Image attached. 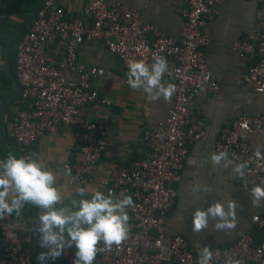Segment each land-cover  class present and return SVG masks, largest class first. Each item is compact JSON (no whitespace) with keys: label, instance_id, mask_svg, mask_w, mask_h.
Listing matches in <instances>:
<instances>
[{"label":"built area","instance_id":"2783aa9c","mask_svg":"<svg viewBox=\"0 0 264 264\" xmlns=\"http://www.w3.org/2000/svg\"><path fill=\"white\" fill-rule=\"evenodd\" d=\"M223 1L187 0L182 10L183 25L174 38L123 1L93 0L82 8V18H70L62 0H41L17 44L14 66L21 88L10 135L23 156H29L27 149L41 133L77 128L80 146L66 165L71 182L86 183L92 178L94 166L106 151L109 131L106 123L90 120L84 112L91 103H110L94 86V79L104 76L105 71L99 66L79 64L77 48L101 43L126 69L129 60L151 64L153 56H163L169 63L170 71L165 76L176 85L170 113L158 124L142 129L139 142L145 149L144 156L128 165L111 164L100 181L107 194L121 191L132 197L129 238L110 251L98 252L93 264H197L199 249L205 245L215 253L212 264H225V251L243 264H264V216L259 214L251 216L253 227L249 231L223 246H197L180 234L166 236L164 232L163 223L173 208L176 183L189 145L202 139L208 129L196 99L203 90L211 94L219 90L203 48L210 43L207 22ZM260 14L258 40L242 36L232 44L239 58L242 83L255 92H264V0ZM59 36L66 37L64 56L56 60L48 52V45ZM263 129L264 112L245 113L224 127L214 140L217 152H228L229 159L237 164L248 162L245 176L236 177L242 188L264 186V159L253 158L254 149L243 137ZM1 140L0 127V160H5ZM40 211L36 208L35 227ZM256 231L262 233L259 238ZM32 243L31 225L12 214L0 218V264H39ZM98 247L102 248L103 242ZM75 251V247L65 250L61 256L65 264H73Z\"/></svg>","mask_w":264,"mask_h":264},{"label":"crops","instance_id":"0c3cea01","mask_svg":"<svg viewBox=\"0 0 264 264\" xmlns=\"http://www.w3.org/2000/svg\"><path fill=\"white\" fill-rule=\"evenodd\" d=\"M92 1L62 0L70 18H82V8ZM119 1L137 9L143 18L161 29L164 34L174 38L179 36L184 20L182 10L186 7L187 0ZM260 7L261 0H224L218 12L207 22L206 31L210 43L203 48V53L214 79L219 83V90L213 94L203 90L196 99V106L201 116L206 119L208 129L202 139L189 145L187 158L180 171V180L176 183L177 195L173 208L163 223L166 236L180 234L197 246L206 243L223 246L235 241L253 227L252 215L264 216V206L260 208L251 206V188H242L238 185L232 172L233 166L237 163L229 159L231 163L227 167L218 169V166L209 159L211 153L217 152L214 149V140L224 127L229 126L241 114L257 115L264 112V92H255L242 83L239 58L232 49L233 42L242 36H247L254 42L258 40ZM26 18L22 19L18 13H8L0 9V27L15 25L16 28ZM65 39L66 37L59 36L48 45V52L56 60L64 56ZM4 48L5 43L3 46L0 42V68L3 69ZM77 61L83 65L102 67L105 71L104 76L94 79V86L110 103H91L85 106L84 112L88 119L101 121L109 126L108 142L102 159L93 168L92 178L86 183L69 181V170L66 168L80 146V141L75 135L77 128L66 127L56 132H43L37 142L30 146L36 149V157L46 164L47 170L56 175V186L64 195L62 204L57 205L58 208L71 207L72 198L79 199L77 195L79 188L88 189L89 195L84 198L90 199V193L95 190L107 195L100 181L108 174L110 165L113 163L128 165L133 159L144 156L145 149L139 142L142 129L146 125L163 121L171 111L174 97L173 95L169 103L163 99L152 102L142 91H133L127 83L128 69L101 43L81 44L77 48ZM69 76L73 75L70 73ZM164 79L174 84L171 77L165 76ZM16 101L10 105L13 117ZM2 102L0 101V108ZM6 117L5 108L7 135H10L13 117L8 123ZM243 137L252 149L257 145H264V129L243 134ZM197 182L202 186H210L211 193L200 192L198 199L194 198L191 185ZM113 196L122 198L125 194L118 191ZM228 199L235 200L240 205L236 229L229 233L215 231L214 222H210L209 227L199 234L192 231V214L197 208L206 209L215 201ZM128 215L131 230L133 220L130 208ZM180 215L184 217L183 223L178 218ZM16 219L31 225V213L29 216L27 213H20ZM35 244L37 255L33 254L35 261L40 264L37 256L41 251L36 242Z\"/></svg>","mask_w":264,"mask_h":264},{"label":"clouds","instance_id":"9594fccd","mask_svg":"<svg viewBox=\"0 0 264 264\" xmlns=\"http://www.w3.org/2000/svg\"><path fill=\"white\" fill-rule=\"evenodd\" d=\"M151 64L143 60H129L127 63V83L133 91H142L150 101L163 99L169 103L176 92V85L165 81L169 73V63L163 56H153ZM264 145L254 149L255 159H264ZM211 162L219 168L229 163L226 151L214 152L209 156ZM248 162L235 164L232 172L238 178L245 176ZM194 198L200 192L211 193L212 189L198 182L191 185ZM72 198L71 207H57L62 204L64 195L56 186V175L47 170L46 164L34 154L17 158L9 155L0 160V218L12 213L20 214L25 204L40 209L37 216L35 233L38 246L47 249L40 252L37 260L44 264L46 260L60 258L66 249L75 246L73 264H93L98 252L110 251L119 246L130 235V217L128 209L134 207L131 196L114 197L112 193L95 190L89 195L88 189L79 188ZM251 206H264V186L254 184L250 189ZM240 205L235 200L215 201L206 209L197 208L192 214V231L199 234L214 222L215 231L229 233L236 229L237 211ZM179 220L183 223L184 217ZM103 242V247L98 245ZM215 253L205 245L199 249L197 264H212ZM225 264H243L224 252Z\"/></svg>","mask_w":264,"mask_h":264},{"label":"trees","instance_id":"16d2710c","mask_svg":"<svg viewBox=\"0 0 264 264\" xmlns=\"http://www.w3.org/2000/svg\"><path fill=\"white\" fill-rule=\"evenodd\" d=\"M36 0H10L8 2L7 0V4H5L6 0L2 1V4L0 5V9L7 11L8 13H18L19 16L22 17V19L26 18L29 14V12L31 11V9L34 6ZM5 4V6H4ZM15 25H7V26H1L0 27V42L2 43V45L4 46V43L6 41V37L8 36V34L12 31V29L14 28ZM25 28L24 30H22L21 32H18L17 34H15L11 40V44H10V66L13 70V72L15 73V54H16V47L17 44L19 42V40L21 39L22 35L25 32ZM14 86L12 81L10 80V78L7 76V74L5 73L3 68H0V101L2 102L4 100V98L13 90ZM18 95L12 97L6 105V119H7V123L12 119L13 117V113L10 109V105H12L13 103H15V101L17 100ZM6 143H7V147H8V151L11 155L17 157V158H21L23 157L22 153L19 151V149H15L13 146L14 145V141L13 138L10 135H7V139H6ZM1 148H2V143H1ZM27 153L28 155H35L36 156V149L34 147H30L27 149ZM7 158L5 157V160ZM20 213H27V215L29 216V214L31 213V207L30 204H25L24 207L20 210ZM12 216L14 218H16L18 215L14 212L12 213ZM261 232L260 231H256V236L257 238H259L261 236ZM44 264H65L64 260L62 259V257L56 259V260H46L44 262Z\"/></svg>","mask_w":264,"mask_h":264},{"label":"water","instance_id":"95a60500","mask_svg":"<svg viewBox=\"0 0 264 264\" xmlns=\"http://www.w3.org/2000/svg\"><path fill=\"white\" fill-rule=\"evenodd\" d=\"M41 0H36L34 3L33 8L31 9L29 15L27 16V18L20 24L18 25L16 28L13 29V31H11V33L7 36L6 38V42H5V48H4V69L7 73V75L10 77V79L13 82L14 85V90L12 92H10L5 99L2 102L1 108H0V127H1V132H2V148L4 151V154L6 156V158H8V156L10 155L8 150H7V146H6V138H7V127H6V122H5V108H6V104L8 102L9 99H11L12 97L16 96L19 94L20 92V83L17 80L15 74L13 73V70L10 66V43L11 40L13 38V36L22 31L26 26H28V24L30 23V21L33 19L35 12L37 10V8L39 7ZM35 221H36V207L34 205H31V228H32V234H33V253L35 255H37V251H36V233H35Z\"/></svg>","mask_w":264,"mask_h":264}]
</instances>
